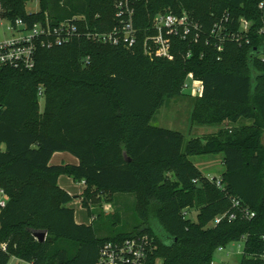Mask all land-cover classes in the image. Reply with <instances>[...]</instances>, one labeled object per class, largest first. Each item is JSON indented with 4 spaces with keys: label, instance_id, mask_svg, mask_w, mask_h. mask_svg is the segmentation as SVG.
<instances>
[{
    "label": "trees",
    "instance_id": "obj_1",
    "mask_svg": "<svg viewBox=\"0 0 264 264\" xmlns=\"http://www.w3.org/2000/svg\"><path fill=\"white\" fill-rule=\"evenodd\" d=\"M0 0L4 19L28 27L84 16L89 28L116 25V0ZM264 0H134L139 31L133 49L86 39L39 49L32 70L0 75V186L10 197L0 215V264L13 257L37 264H94L109 241L142 235L154 239L152 262L212 264L220 247L244 241L240 264H264ZM189 14L204 29L198 44L174 41L175 58H150L143 42L158 14ZM228 17L236 31L251 23L250 44L226 42L219 52L207 38ZM264 29V28H263ZM191 54L188 58L187 55ZM204 83L191 113L193 125H219L217 133L186 140L184 134L152 125L168 99L183 95L188 75ZM44 97H39V89ZM44 99L41 109L40 100ZM244 121V123H243ZM67 152L78 165H51ZM222 155V189L190 157ZM85 183L81 196L61 188L59 178ZM134 195L138 224L130 233L101 238L94 221L78 224L68 205L82 198L91 218L97 196ZM100 196V197H102ZM255 214H230L232 200ZM198 211L197 220L184 215ZM237 212V211H236ZM92 219V220H93ZM97 218H95V221ZM46 232L41 243L35 237ZM7 243V251L1 247Z\"/></svg>",
    "mask_w": 264,
    "mask_h": 264
},
{
    "label": "built area",
    "instance_id": "obj_2",
    "mask_svg": "<svg viewBox=\"0 0 264 264\" xmlns=\"http://www.w3.org/2000/svg\"><path fill=\"white\" fill-rule=\"evenodd\" d=\"M260 9L264 11L263 3L260 5ZM134 16V0H116V25L110 31L103 33L99 32L97 28H89L84 16H73L62 22L54 23L45 14L44 18L31 27H28L23 19L9 21L6 31L10 34V37L0 40V75L6 69L32 70L36 66L39 49H52L69 44L76 39H86L104 45L133 49L138 44L139 37V31L134 23ZM228 23V17H223L220 22H217L208 35L207 44H212L219 52H222L224 44L229 41L237 44L251 43L248 33L252 25L247 19L241 18L238 21L236 31L228 28ZM263 28L258 34H263ZM151 31L152 34L147 35L143 42L144 54L150 58L161 57L173 60L175 58V40L198 44L204 37L202 25L186 12L182 15L173 13L156 15L153 19ZM190 56L191 54L187 55L188 58ZM204 89V83L201 80L196 79L193 74L188 75L184 91H190V96L193 98H201ZM39 97H44L42 88L39 89ZM215 183L222 189L221 179H217ZM83 184L85 185L84 182ZM9 201V195L0 186V215ZM232 203L237 212L234 211L217 217L214 221L215 225L220 224L226 217L229 220L237 219L238 212L249 220L255 217V214L243 208L238 200L233 199ZM189 214V210L184 212L187 217H189ZM1 247L4 251H7L8 245L2 243ZM153 248L154 239L149 235L128 238L123 241H109L100 248L98 258L94 264H162L159 260L152 262L151 251ZM225 249V247H220L217 251L223 252ZM14 258L18 261V264H37L35 261ZM261 258L264 260V255Z\"/></svg>",
    "mask_w": 264,
    "mask_h": 264
},
{
    "label": "rangeland",
    "instance_id": "obj_3",
    "mask_svg": "<svg viewBox=\"0 0 264 264\" xmlns=\"http://www.w3.org/2000/svg\"><path fill=\"white\" fill-rule=\"evenodd\" d=\"M40 8V0H31L27 6L28 13H36ZM9 25V20H6L0 14V40L9 38L10 34L6 31ZM195 100L190 96V91H184L183 95L168 99L165 104L157 111L152 125L155 127L178 131L184 134L186 140L197 137H205L217 133L220 129L219 125H193L191 122V113L194 108ZM41 109L44 108V99L40 100ZM244 123V121H243ZM60 158H74L70 153L64 152ZM222 155H198L190 157L191 162L196 165L207 177L213 179H221L225 171L222 164ZM57 162L53 161V165ZM73 192L75 195L81 196L84 187L82 184H74ZM99 194V203L91 202V207L103 212L100 217L91 218L87 210L82 206V198L75 199L69 204V207L75 210L76 219L82 223L94 221V226L97 230V235L105 238L111 235L130 233L138 224L136 215V200L134 195L119 194L115 199L110 200L107 195ZM198 211L190 213V219L197 220ZM91 219V220H90ZM93 219V220H92ZM244 250V241L232 243L226 247L223 252L217 251L213 258L212 264H239ZM9 264H18V261L13 257Z\"/></svg>",
    "mask_w": 264,
    "mask_h": 264
},
{
    "label": "crops",
    "instance_id": "obj_4",
    "mask_svg": "<svg viewBox=\"0 0 264 264\" xmlns=\"http://www.w3.org/2000/svg\"><path fill=\"white\" fill-rule=\"evenodd\" d=\"M196 99V98H194ZM200 138H204V137H200ZM64 152H57L53 155L52 159H51V165H53V161L56 160V164L55 165H78L79 164V160L74 157V158H68V157H65V158H60L61 155H64L63 154ZM223 164V163H222ZM224 166V165H223ZM200 170V169H199ZM201 171V170H200ZM202 172V171H201ZM203 173V172H202ZM204 174V173H203ZM205 175V174H204ZM223 175V174H222ZM74 184H76V182L73 180L72 177H69L67 175H62L60 178H59V185L61 186L62 189H64L65 191H67L69 194L73 195V196H79V195H75V193L72 191L73 188H74ZM77 184H82L83 185V189H85V185L83 183H77ZM69 206V205H68ZM75 218H76V215H75ZM91 220V219H90ZM76 222L78 224H86V225H90L91 224V221L89 223H82V222H79L77 219H76Z\"/></svg>",
    "mask_w": 264,
    "mask_h": 264
},
{
    "label": "water",
    "instance_id": "obj_5",
    "mask_svg": "<svg viewBox=\"0 0 264 264\" xmlns=\"http://www.w3.org/2000/svg\"><path fill=\"white\" fill-rule=\"evenodd\" d=\"M46 232H38L35 234V237L38 239L39 242L43 243L46 240Z\"/></svg>",
    "mask_w": 264,
    "mask_h": 264
}]
</instances>
